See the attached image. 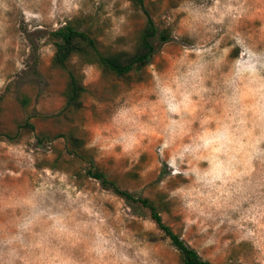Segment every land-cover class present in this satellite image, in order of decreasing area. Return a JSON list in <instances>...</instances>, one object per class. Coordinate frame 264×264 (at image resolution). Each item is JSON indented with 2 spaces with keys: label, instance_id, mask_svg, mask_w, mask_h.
I'll use <instances>...</instances> for the list:
<instances>
[{
  "label": "rangeland",
  "instance_id": "rangeland-1",
  "mask_svg": "<svg viewBox=\"0 0 264 264\" xmlns=\"http://www.w3.org/2000/svg\"><path fill=\"white\" fill-rule=\"evenodd\" d=\"M149 17L169 39L140 71L52 65L67 23L114 54ZM69 70L86 90L64 111ZM0 96V264H182L149 209L68 155L71 134L204 258L264 264V0H0Z\"/></svg>",
  "mask_w": 264,
  "mask_h": 264
},
{
  "label": "trees",
  "instance_id": "trees-1",
  "mask_svg": "<svg viewBox=\"0 0 264 264\" xmlns=\"http://www.w3.org/2000/svg\"><path fill=\"white\" fill-rule=\"evenodd\" d=\"M136 1L141 6L144 5V0ZM157 37L162 41L169 39L167 34L160 32L155 20L149 17L138 45L134 50H121L114 54H105L99 49L96 40L87 31L80 30L72 24L67 23L50 33V39H52L56 48L52 65L67 69L72 58L79 56L87 62L98 63L106 73L118 77H126L133 72L144 69L152 62L153 56L156 53L155 39ZM85 90L86 87L79 76L69 70L68 81L64 91L66 103L63 110L68 111L70 109L81 108L83 105L81 97ZM24 126L32 130L35 128V125L28 120ZM68 141L70 145L68 155L87 163L85 167L87 176L97 179L104 188L112 189L116 194L125 198L136 211H142V209L150 210L154 220L179 251L182 264H219L204 258L195 247L189 244L179 233L175 232L170 225L166 224L153 199L121 188L114 179L110 178L95 163L94 158L85 150L84 144L78 136L71 134L68 137Z\"/></svg>",
  "mask_w": 264,
  "mask_h": 264
}]
</instances>
